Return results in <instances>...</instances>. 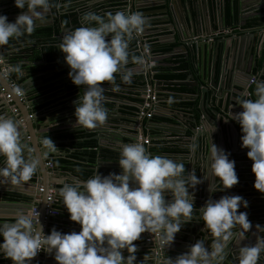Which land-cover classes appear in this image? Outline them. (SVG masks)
Returning a JSON list of instances; mask_svg holds the SVG:
<instances>
[{"label":"clouds","instance_id":"obj_1","mask_svg":"<svg viewBox=\"0 0 264 264\" xmlns=\"http://www.w3.org/2000/svg\"><path fill=\"white\" fill-rule=\"evenodd\" d=\"M14 5L23 11L13 22L0 14V46L8 44L10 38L30 34L49 10V0H14ZM81 20L84 25L65 31L57 48L69 67L71 82L83 87V93L73 101L72 126L93 129L103 125L108 115L102 104L103 82L112 83L114 74L122 70L129 40L143 31L147 21L139 11L122 10L103 17L88 12ZM90 21L95 26H86ZM122 79L129 77L125 74ZM254 95L255 99L237 101L242 110L233 113L232 120L240 126V146L248 149L246 155L252 161L253 187L264 196V81H256ZM209 140L207 172L218 178L219 190L230 189L238 183L235 161L211 142V135ZM43 143L46 148L54 145L51 139ZM0 156L4 157L0 181L26 182L39 164L38 158L27 155L20 141L18 121L5 114H0ZM117 161L119 173L101 175L96 171L82 184H65L59 189L69 220L80 226L78 232L62 233L52 228L45 234L35 227V217L19 214L12 223H0V254L12 264H30L40 251L52 254L57 264H137L134 241L144 232L154 234L155 243L168 248L181 227L193 219V193L189 189L194 190L201 178L192 171L185 178L182 162L151 155L138 142L122 144ZM209 190L217 188L210 185ZM241 206L247 208L248 201L240 195L206 200L198 211L204 231L212 237L211 244L205 246L199 239L164 264H223L229 242L236 238L242 241L251 228L247 212H238ZM237 226L239 230L234 231ZM261 228L264 226L256 225L257 230ZM125 249L127 256L122 255ZM262 252L261 238L239 246L238 264H257Z\"/></svg>","mask_w":264,"mask_h":264},{"label":"water","instance_id":"obj_2","mask_svg":"<svg viewBox=\"0 0 264 264\" xmlns=\"http://www.w3.org/2000/svg\"><path fill=\"white\" fill-rule=\"evenodd\" d=\"M117 1L123 2L122 4H125L131 12H141L143 9H151L147 10L146 14H144L145 18L147 16L156 17L158 15H163L165 19L161 21L169 25V28L173 34V41L167 42L169 44L166 45H175V43H177V38L179 37L181 39V45L186 51V58L182 60L183 62L185 61L183 65L189 67L186 79L182 81L167 82L187 86L188 93L181 94V97H185L186 100L184 101L193 103V105H190V103L186 104L187 107L176 108V112H178V114L175 116L180 118V113H184V118L188 116L190 117L188 120H185L183 125V133L187 132L184 130L185 126L190 130V134H192L193 138L195 139L193 142L196 145L202 146L203 162L198 165H191V163H187L184 173L187 178L188 172L192 171L198 178H201L202 182L196 185L194 190L191 188L189 189V192L193 193V219L181 227L182 230L187 232L188 237L181 240L178 235L177 238L174 237V241L181 240L182 243L194 244L197 240L202 239L206 243L208 240H211L212 237L209 233L204 231V222L199 219L200 213L198 208L202 206L206 200L210 198L219 199L221 197L220 195L225 194V191H222L219 195L214 196V191L209 190L210 185L214 189L215 184L219 183L218 178L211 176L207 172V157L210 148L209 137L211 135V142L216 144L218 148H222L226 153L230 154V159H241V156L237 155L241 133L239 127L236 125V121L232 120V116L227 113V109L221 113L220 108L223 106L227 107L228 103L231 105H236L243 93H249V87L247 86L246 81L250 82L254 81V79L257 81H264V70L262 71L263 74H261L259 79L253 73V70H251L252 66L255 68L257 67L256 65L258 56L255 55V49L258 48V44L264 36V34H261L260 36L255 35L256 32H253L252 29H259L261 26H264V24L260 23V20H256L258 17L264 18V13L258 14L254 12L253 8L248 10L247 3L249 1L246 2L247 0H187V2H184V10L180 11H178L177 8L180 2H176V0ZM246 26H248V32L244 33L243 35L236 36L235 34H232L230 37L224 36L225 31L227 30L233 31L234 29L238 28L243 29ZM215 34L220 35V42L214 41ZM191 41L192 48L189 49L186 47V45H188V43ZM179 48L180 47L178 46H174L171 49L170 54H173ZM2 51L3 47L0 46V59L4 60V64L8 66L14 65L11 62L13 57L9 55L5 58ZM57 51L58 55L62 54L59 49ZM153 55L154 50H151V52L146 56H142L140 53H138V57L141 59L136 62L135 66L141 68L139 74L143 77L149 71H147L146 65L143 64L142 59L144 60L146 58L147 64H149ZM173 57H175V55H173ZM58 62L62 63L60 64V67L66 72L63 77L65 80L64 85L67 87L68 85H71L72 82L68 76L69 68L63 60V54L62 58L59 59ZM120 74L129 75L130 72L121 71ZM31 82H33V80ZM162 82L163 81L158 80L156 82V86H160ZM225 85H228V87H225ZM26 87V84L21 85V88L25 92V97L23 99L14 98V103L17 104L16 108L19 109V112H22L20 115L22 117V122L20 123L18 121V117H16L12 112H9V109H7V112H9V117H11L14 121H18V131H21L20 141L25 146L27 154L31 153L33 148L36 150L37 154V149L39 150L41 148L44 156H46L45 145L43 143L45 137L38 131L36 132L34 128V123H37V120L35 119L36 117L28 112L27 109L26 112L24 110V107L26 108L24 102L30 98V91L26 89ZM75 87V93L78 95L83 93V87L80 88L76 85ZM2 88L12 93L15 97V94L9 86V83L3 78L0 65V90ZM226 93H228L227 96L225 95ZM105 94L109 98L111 96H115L114 103L118 115H120L119 120L117 119L118 123H115L116 125L113 127L107 128L106 125L111 123L110 119H112V112L107 110V119L103 125H100L95 129L81 128L76 130L77 132L83 130L89 135L93 134V136H90L84 140H93L97 142L98 148L96 147L94 150L92 148H85V150H82V154L86 155V157L83 156L85 158L84 162L86 164L91 163L93 165L92 167L88 166L84 168L87 171H90L89 178L95 175L96 171L101 175H107L110 172L119 173L120 166L117 160L119 158L120 146L122 144L135 142L141 144L140 137H146L144 133L146 128H144L142 122L140 124V121H137L136 118H127L121 116V112L125 111L130 115L138 117L139 111L142 108V102L144 100L143 96L138 95L135 97V100L137 101V103H135V109L133 108V110H130L126 107L128 102L122 100V98L127 100L125 95L111 92ZM156 95L157 102L153 105L154 110H157L158 107L162 105L161 93L158 92ZM129 99L131 100L130 103H132L134 98L130 97ZM105 103L107 102L104 101L103 96L102 104L104 105ZM215 108H218V110ZM174 110L175 108H172V110L170 109L171 113H174ZM197 113H199L198 119L196 115ZM218 115V121H216L215 124L213 122V127H215L216 130L211 134L212 130L208 131L207 129V121L209 119L215 121ZM124 122H131L134 125H140L141 131L140 129H131L130 126ZM27 125L30 126L32 131H35L34 136H32L33 132L31 131H28L30 135L25 134V127ZM111 141L121 144L118 146L117 150L108 147L110 144L114 145L113 143H110ZM229 143L231 144V147L227 148V144ZM54 145H56V143H54ZM143 146L145 147V145ZM145 150L147 152L149 151L147 147H145ZM195 150H193L194 154H196ZM108 152L115 153L116 159L113 160L110 156H108L110 155ZM60 168H62L61 164L57 162L52 163V169L58 170ZM235 168L240 169L238 171L236 170V174L239 179H250V181L254 182V174L251 172V170L245 169L241 162L238 161L235 164ZM34 174L35 177L32 176L28 181L16 183L20 186L17 189L0 188V208L13 207L30 210V213L27 212L24 214H28L36 218L35 227L43 225L46 226V229L48 230V224H45L44 222L46 216V205L48 197L52 196L50 193L51 185H54L55 183L50 180L52 175L51 171L49 168L44 167V164L41 161L39 162V166L37 167ZM242 174L243 176L240 178ZM46 175L49 177V182L46 179ZM68 176H71V174L68 173ZM253 182H249L251 187H253ZM241 185H234L232 188H230V192H237L239 194L241 190L237 188ZM30 187L34 188L35 192H30L28 190ZM243 187L245 189L248 188L245 183L243 184ZM59 189V187L56 188L55 194L52 196L54 199H57L60 196L58 194ZM250 190L253 191L252 193H254V195H256V189L249 188V191ZM6 193H16L19 195L28 196L32 199L37 197L40 199V202L38 206H35L32 201H5L4 195ZM254 202V205L260 206V210H262V213L260 214L263 216V220L261 222H264V207L262 199H255ZM34 209L38 210L37 216H34ZM261 219L262 218H257V220L253 221L251 225L255 226L254 229H256L257 224L264 226V223H259ZM71 229L72 228H70V230ZM252 229L253 228L249 230L248 235L245 233L244 239L242 241L239 238H236L228 244L225 250L223 264H238V247L245 244L251 245L256 241V237L253 234ZM74 230H77L78 232L80 229L76 228ZM257 234V238L264 239V228L258 229ZM180 237L182 238L181 235ZM149 238V233L144 232L137 241H134V244L136 245L135 255L137 264H140V262L141 264H157L156 260H149L148 257H145L142 251L138 250V244L141 243L146 244V246L150 248V258L161 256L166 259V254L168 252L161 247H157L156 251H153L152 248H154V246L156 247V244L154 242H147V239ZM210 244L211 243H209V245ZM37 254L39 262L41 260V264H48L50 261V258L48 257L50 255L49 253L43 252ZM122 255H128L126 249L122 251ZM174 255L175 254L170 253V256ZM257 264H264V252L260 254Z\"/></svg>","mask_w":264,"mask_h":264},{"label":"crops","instance_id":"obj_3","mask_svg":"<svg viewBox=\"0 0 264 264\" xmlns=\"http://www.w3.org/2000/svg\"><path fill=\"white\" fill-rule=\"evenodd\" d=\"M249 1V2H248ZM176 2H180L179 6H177L178 11L184 10V2H187V0H176ZM247 6L249 9H254V12L261 14L264 13V0H247ZM254 3V4H252ZM144 10V9H143ZM151 10V9H147ZM146 10V11H147ZM0 14H4L7 16V19L9 22H13L18 14H20L23 10L17 8L14 5V2H0ZM16 13V14H15ZM146 14V13H145ZM250 14V13H248ZM254 15V14H253ZM47 16L46 14L44 17ZM161 17H153V16H147L146 17V25L143 29V34L146 38H148L149 42L151 44L158 43L159 45H166L169 44L167 42L173 41V34L172 31L169 28L168 24L163 23L160 19ZM256 20H260L261 24H264V18L258 17ZM248 26L244 27L243 29H234L233 31L227 30L225 31L224 36L230 37L232 34L237 35H243L244 33H247ZM253 32H256L255 35L260 36L261 34H264V26H261L259 29H252ZM220 35L215 34L214 35V41L220 42ZM18 38V39H17ZM22 35L19 37L10 38L8 44L2 45L3 47V53L4 57H8L9 55L12 56L11 62L14 64L13 67V73L12 78L21 86L22 84H26L28 89L30 91V98L28 100H25V106L24 110L26 112V109L28 112L33 114L37 120V123H34L35 131L39 132L41 135L45 137V139H51L52 142L58 144L55 146H52V148H47L45 151L49 152L51 154V158H57V159H65L72 161L73 163H78L81 168H85L88 166H93L91 163L86 164L85 158L86 155L82 154V151H76V150H67L66 143L68 139H65L64 137L67 135L72 134H78V133H86L85 131H79L76 130L79 129V127L74 128L72 124L75 121V117L73 115L74 113V104L73 101L78 97V94L75 93V87L74 86H68L66 87L64 85V79L63 75L65 74V71L59 66L56 67L55 70L51 71L49 70L52 68L53 65H55L54 60H48L45 56V54H42V50H38L37 48L42 47V45L39 43L36 46L35 41H28L23 40ZM225 38V37H223ZM263 39L260 40L258 44V48L255 49V55L258 56L257 59V67L250 66L251 70H253V73L255 76L259 79L261 77L262 71L264 70V36ZM12 40H15L14 42H11ZM21 40V41H20ZM232 40V39H230ZM23 42V43H22ZM191 43H188L186 47L189 49L192 48ZM258 43V42H257ZM173 46L180 47L177 49L173 54H170V52L166 53H159L158 50L154 51L153 57H151L149 64L147 65V69L151 68L153 66V69L162 68V67H177L179 64L185 63L182 60H184L186 57V51L183 49V46L181 45V39L177 38V43ZM53 49L54 46H51ZM258 49V50H257ZM34 50V53L32 54V51ZM154 50V48H152ZM175 55V57H173ZM26 58V59H25ZM140 60L141 58L138 57ZM196 60V57H195ZM136 62L133 61L131 64H129V79L131 81L130 88L128 89H121L118 90V88L113 89L114 91L118 90L121 94H126L127 96H130L134 98L132 100L133 103H130V107L135 109V103L137 101L135 100V97L138 95H144L145 89L147 87H151L155 93H161L162 105L158 107L157 110L153 109V116L151 118L143 117L140 118L139 116H133L131 115V118H136L137 121H140L143 123L145 131L146 138L150 139V143L148 145H145L147 149H149L148 153L151 155H161V156H167L169 158H172L174 160H177L179 162H182L185 164V166L191 163L193 164H200L203 162L202 155L203 150L201 145H196L193 141L195 140L190 134V130L187 129V127L184 126V130H186V133H183V125L185 123V120H188V117L184 118V113H180V118H177L175 115L178 114L176 112V108L178 107H187L186 104H189L185 97H181V94L188 93L186 92H177L175 91V87L184 86L187 89V86L182 84H172L168 83L167 81H163L160 86H156L157 79H154L152 76L149 79V81L145 84V76L143 77L140 75L141 68L135 66ZM22 69V70H21ZM54 73V74H53ZM184 73V71H183ZM186 75L188 74V71H185ZM52 74V76H50ZM144 78V79H143ZM199 79V78H197ZM33 80V82H31ZM256 81H246L247 86L249 87V93H243L239 100L243 99H255V87H256ZM31 82V83H30ZM225 87H228V85H225ZM226 96L228 93L225 94ZM129 97V98H130ZM130 100V99H129ZM199 101V100H198ZM198 103V102H197ZM14 106H16V103H13ZM190 105H193V103H190ZM175 108L174 113H171L170 109ZM10 109V105L3 104L2 101H0V114H5L6 116H9V112H7V109ZM23 108V106H22ZM218 110V108H215ZM227 109V113L233 116V113L241 111L242 109L238 104L231 105L227 104V107L223 106L220 108L221 113L224 112V110ZM132 110V109H130ZM22 112H19V116ZM188 113V112H186ZM197 119L199 116V113L196 114ZM21 117V116H20ZM218 117L215 121H212L209 119L207 121V129L213 130V122L214 124L216 121H218ZM22 118V117H21ZM20 118L18 117V120ZM118 122V121H116ZM125 124H128L131 129H140V125H134L131 122H125ZM116 125V124H115ZM114 125V126H115ZM236 125L238 127L239 124L236 122ZM107 128L109 124L106 125ZM96 128V127H95ZM93 128V129H95ZM28 131L33 132L32 136H34L35 131H32L30 126L27 125L25 127V134L30 135ZM121 131V130H120ZM141 131V129H140ZM21 131H19V134L21 136ZM119 132V131H118ZM23 133V131H22ZM93 135V134H92ZM91 135V136H92ZM61 136H64L61 138ZM192 136V137H191ZM241 136V133H240ZM64 138V139H63ZM42 141V140H40ZM39 141V143H40ZM65 142V143H64ZM193 142V143H192ZM37 144V143H36ZM142 145H144L143 142H141ZM38 145V144H37ZM191 145H196L194 149L190 147ZM241 141L239 143V150L237 154L241 156V158L246 161L249 160V162L245 163L246 165H251L252 161L247 157L246 153L248 151L247 148H241ZM231 147V144H227V148ZM196 149V150H195ZM38 150V149H37ZM58 150V151H56ZM196 154H194V151ZM26 151V150H25ZM39 151V150H38ZM40 152V151H39ZM27 153V151H26ZM35 150H32L31 153H28L29 156H34ZM41 154V153H39ZM63 154V155H61ZM96 155V154H95ZM41 156V155H40ZM84 156V157H83ZM4 157L0 156V166H2ZM237 160V159H236ZM236 164V163H235ZM49 170L51 171V179L52 182H54V185H51V189L56 190L57 187L62 188L65 184H75L77 182L83 183L82 181H85L87 179H82L77 175H74L68 167H62L58 170L52 169L49 167ZM236 170H240L239 168H235ZM68 173L71 174V176H68ZM249 175V174H248ZM59 176V177H58ZM243 176V174L240 176V178ZM33 177H35V174H33ZM48 175H46V179L48 180ZM243 179V178H242ZM239 179L238 177V185L237 189H240L241 192L239 194L237 192H230V189H225V194L222 195H240L243 198H245L248 201V207L244 208L243 206L240 207V211H246L247 209H252L249 207L250 205L254 206V200L258 199L262 196V194L256 190V195L252 193L253 191H249V188H253L249 185L250 179ZM62 183V184H61ZM246 184L248 186L247 189L243 187V184ZM236 184V185H237ZM20 186L16 183H12L10 180H3L0 181V188H8V189H17ZM222 187L220 183L215 184L214 189L217 188L216 191H214V196L219 195L222 191L219 190V188ZM30 192H35V189L30 187L28 189ZM245 190V191H244ZM220 195V196H222ZM62 198L61 196L58 197V199ZM166 199H170L169 197H166ZM35 202V205H39V198L33 199ZM263 201V200H262ZM33 203V202H32ZM258 203V202H257ZM259 206V205H257ZM30 213V210L23 209V208H13V207H4L0 208V223H12L14 222L15 218L19 214L24 213ZM262 213V211H260ZM252 213V212H251ZM250 213V214H251ZM69 214L67 210L64 212H59L56 217H52L51 222L53 224H58L57 228L58 231H61L62 233H68L73 231H77L74 229H80L79 224L76 222L69 220ZM257 218H262L259 223L263 224L264 222H261L263 220L262 214H257ZM254 219L253 221L257 220ZM253 221H250L251 224ZM254 225H251V228H253V234L255 235L257 233L256 229H254ZM39 230H42L45 234H48L50 230L46 229V226L40 225L38 226ZM70 228H72L70 230ZM250 228V229H251ZM249 229V230H250ZM239 230V227L234 229V231ZM251 230V232H252ZM249 232V231H248ZM248 232L247 235H248ZM151 235L154 234H149ZM179 235V238L183 240L184 238H187V232L180 229L179 232L175 234V237L177 238ZM182 236V238L180 237ZM257 235V234H256ZM155 238V235H154ZM3 238L1 237V242ZM181 240L179 241H173L171 245L167 248L161 247L165 249L168 253L166 254V259L168 257L175 258L176 255L181 254L183 252H186L188 250V247L191 245L190 243H182ZM212 240V239H211ZM211 240H208L205 243V246H208L209 243H211ZM156 238L154 241L155 243ZM231 242V241H230ZM229 242V243H230ZM153 243V244H154ZM156 244V243H155ZM138 250L142 251L144 253L145 257L149 258V260H156L159 261V264H164L165 258L159 256H155L153 258H150V248L146 246V244H138ZM171 254H175L174 256H170ZM50 258V261L48 264H57V262L54 260L53 255L50 254L48 256ZM0 264H12V261L10 259H6L3 257L2 254H0ZM30 264H41V260L39 262L38 254L36 257H34Z\"/></svg>","mask_w":264,"mask_h":264},{"label":"flooded vegetation","instance_id":"obj_4","mask_svg":"<svg viewBox=\"0 0 264 264\" xmlns=\"http://www.w3.org/2000/svg\"><path fill=\"white\" fill-rule=\"evenodd\" d=\"M0 2H14V0H0ZM122 3L123 2H118L117 0H49V10L46 13L47 16L43 17V19L41 21H38L35 24L34 29L30 34H22V36H24L22 39L28 40V41H35L36 46L39 43L40 44L43 43V41H46L47 47L54 46L55 47L54 49L52 47L51 48L53 49V52L56 53L57 58L53 59L55 61V65H53L52 68H50L49 70H51V71L53 69L55 70L56 67H59L60 64H62V63L58 62V60L62 58V54L58 55L57 45L60 43V38L62 37L64 32L68 31L70 29H73L75 27H79V26L84 25V22L81 20V17L83 16L84 13L92 12V13L98 14L102 17L107 12L115 13L118 10H122V11H125L127 13H131L130 9L125 4H122ZM57 5H59L60 7L58 8ZM0 13H1V11H0ZM141 13L144 15L146 13V10H142ZM156 17H161L160 19H162V20L165 19V17L163 15H158ZM86 26H95V22L94 21L87 22ZM27 35H30L32 37H28ZM38 46H40V45H38ZM37 49L41 51L42 47H39ZM132 49H134V44H133V41L130 39L129 43H128V49H127L128 54L130 53V51ZM3 52L4 51H2V53ZM33 53H34V50L32 51V54ZM128 60L129 61H127V63L124 64L122 70H120L114 74L115 78H114V81L112 83L103 82V87H104L103 96H104V101L107 102L103 105V107L112 112V119H110L112 124L109 123L108 127H113L115 125V123H118L116 121L119 120L120 115H118V112H117V109H116V106L114 103L115 96H111L109 98L105 93L111 92V93L119 94L118 90H120V88L121 89H128V88H130L131 84H134V83H131L130 80H127V81L123 80L122 79L123 75L120 74L121 71H123V72L129 71L128 70L129 64H131L132 61L129 58H128ZM138 60L139 59L134 60V61L137 62ZM162 68H165V67H162ZM148 69H147V71H149V72L145 75V79L143 78L145 80V83H147L149 81L151 76L154 78V75L157 73V71H155L157 69H153V66H151V68L149 70ZM50 76H52V74ZM63 79H64V77H63ZM68 86H74L75 87V85L73 83H71V85H68ZM115 88H118V90L114 91L113 89H115ZM123 95H125L127 97V100L122 98L123 101L128 102V105H126V107L128 109L133 110V108L130 107V101H131V100H129L130 96H127L126 94H123ZM121 116L131 118V115L125 111L121 112ZM79 129H81V127H79ZM83 134L88 135V133H83ZM69 142H70V140H67L66 145H68ZM110 143H113L114 145L110 144V146H108V147L111 149H115V150H117L118 146L121 145L120 143H116V142H112V141ZM56 145H58V144H56ZM53 146H55V145H53ZM96 147H97V142H96L94 149H96ZM45 149H47L46 146H45ZM238 149H237V151H238ZM33 150H35V149L33 148ZM39 151L36 154V150H35L34 157L38 158L39 162L40 161L43 162L44 167L49 168V164H52L54 160H57V158H51V154L49 152L46 151V154H45L46 156H44L41 148L39 149ZM39 153H41V154H39ZM108 153L110 154L108 156H110L113 160L116 159L115 153H111V152H108ZM234 161H235V163H237L238 161L241 162V164L244 165L245 169L251 170V165L248 166L245 164V163L249 162V160L244 161L241 158L239 160H234ZM38 166H39V164H38ZM184 167H185V164H184ZM184 173H185V171H184ZM184 173H182V175L186 178ZM0 197H1V195H0ZM262 200H264V198ZM262 203H263V207H264V202H262ZM239 211H240V208L238 209V212ZM256 234H255V237L257 239V236L259 233L257 235Z\"/></svg>","mask_w":264,"mask_h":264},{"label":"trees","instance_id":"obj_5","mask_svg":"<svg viewBox=\"0 0 264 264\" xmlns=\"http://www.w3.org/2000/svg\"><path fill=\"white\" fill-rule=\"evenodd\" d=\"M27 36L32 37L30 35H27ZM22 37H24V36H22ZM14 41L15 40H12L11 42H14ZM41 45H42V54H45V56L48 60H53V59L57 58L56 53L53 52V49L51 47L46 46V41H43V43H41ZM150 47H151V49L154 48V51L158 50L159 53H166V52H170L174 46H172V45L171 46L159 45L158 43H155V44H151ZM128 58L133 62L134 60L138 59V53L136 51H134V49H132L130 51V53L128 54ZM127 61H129V60L127 59ZM183 64L184 63L179 64V66H177V67L175 66V67L157 68V70H155V71H157V73L154 75V79L161 80V81H182V80H185L187 77L185 71H188L189 67L185 66ZM183 71H184V73H183ZM174 90L177 92L188 91L184 86H179V87L177 86V87H175ZM239 130H240V127H239ZM90 136L91 135H89V134L86 135L83 133H78V134L67 135L65 137L61 136V138L64 137L65 139L70 140L69 144L66 145V147H67L66 149L69 151H71V150L82 151V150H85V148H88V149L92 148L94 150L96 142L93 140H90V141L84 140ZM93 154H95V153H93ZM54 161L60 163L62 165V167H68V169H70L74 175H77L82 179H88L89 178L90 171H87L86 169L81 168L78 163H73L72 161L65 160V159H57ZM260 199H263V197L262 198L260 197ZM4 200L5 201H13V202H31L30 197L19 195L16 193L5 194ZM262 202H264V200ZM249 207H251L252 209H247L245 212H247L248 220L253 221L254 219L257 218V214L259 215L261 213L260 211H262V210H260V206H257V205H254V206L250 205ZM53 208L56 209L58 212H62V211L65 212L66 211V209L64 208V205H63L62 198L56 199V201L54 202ZM57 226H58V224H53V222L50 221L48 228H49V230H51L52 228H55L56 230H58L59 228H57ZM0 242H1V238H0Z\"/></svg>","mask_w":264,"mask_h":264},{"label":"built area","instance_id":"obj_6","mask_svg":"<svg viewBox=\"0 0 264 264\" xmlns=\"http://www.w3.org/2000/svg\"><path fill=\"white\" fill-rule=\"evenodd\" d=\"M131 40L134 43V50L137 53H140L142 56H146L151 52L152 50L150 47L151 43L148 41L149 39L144 36L143 31L139 35H136L134 33ZM142 62L144 65H146L147 68L148 64L146 58L144 60L142 59ZM0 65H1V72L3 74V78L9 83V86L11 87L12 91L15 94L14 97L12 93L2 88L0 90V101H2L3 104L10 105V109L8 108L10 110L9 112H12L16 117H19L20 119L18 121L21 123L22 118L19 116V109H17L13 103H14V98L23 99L25 97V92L23 91L21 86L12 78L13 65L12 66L5 65L3 59H0ZM144 91L145 94L141 95L143 96L144 100L142 102V108L139 111L138 116L140 118L143 117L151 118L153 116V105L154 103L157 102V95L150 86L147 87ZM150 141L151 140L146 137L145 138L140 137V142H143L144 145H148ZM49 167H52V164H49ZM50 193L53 196L55 194V190L51 189ZM52 196L48 197L47 205H46V216L44 222L45 224L48 225L52 217L54 218L56 217V215L59 214V212L53 208L56 199H54ZM34 212H35L34 216H37L38 215L37 210H34ZM155 238L154 235H151V237L147 239V242H152L155 240ZM157 247L160 248V246L156 244V247L154 246V248H152L153 251H156ZM38 253H43V251H40Z\"/></svg>","mask_w":264,"mask_h":264}]
</instances>
